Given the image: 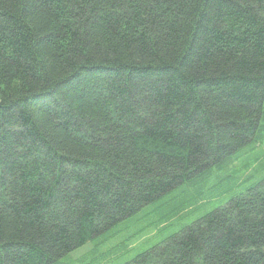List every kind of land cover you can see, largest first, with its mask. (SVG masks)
<instances>
[{
    "label": "trees",
    "instance_id": "1",
    "mask_svg": "<svg viewBox=\"0 0 264 264\" xmlns=\"http://www.w3.org/2000/svg\"><path fill=\"white\" fill-rule=\"evenodd\" d=\"M264 0H0V264H54L264 132ZM125 264H264V178Z\"/></svg>",
    "mask_w": 264,
    "mask_h": 264
},
{
    "label": "rangeland",
    "instance_id": "2",
    "mask_svg": "<svg viewBox=\"0 0 264 264\" xmlns=\"http://www.w3.org/2000/svg\"><path fill=\"white\" fill-rule=\"evenodd\" d=\"M264 126V107L261 119ZM264 178V132L218 166L144 207L54 264H125Z\"/></svg>",
    "mask_w": 264,
    "mask_h": 264
}]
</instances>
